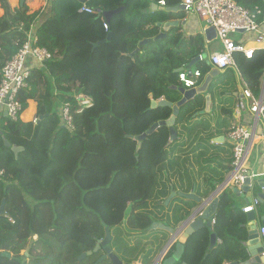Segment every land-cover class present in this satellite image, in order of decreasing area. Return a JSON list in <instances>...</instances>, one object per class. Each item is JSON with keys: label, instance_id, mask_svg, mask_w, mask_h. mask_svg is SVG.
Listing matches in <instances>:
<instances>
[{"label": "trees", "instance_id": "16d2710c", "mask_svg": "<svg viewBox=\"0 0 264 264\" xmlns=\"http://www.w3.org/2000/svg\"><path fill=\"white\" fill-rule=\"evenodd\" d=\"M233 1L250 11L258 8L261 14L256 21L264 19V0ZM160 2L164 8L180 5V0H47L43 9L29 13L26 2L12 10L8 0H0V72L38 21L37 45L53 55L30 71L27 88L18 94L22 112L28 101L35 103L38 122L0 118V206L4 202L0 264H27L20 252L34 236L37 240L29 253L33 264H112L109 259L98 262L101 249L79 260L105 238L106 229L109 247L122 264H153L170 233L150 229L152 224L176 230L196 206L195 201L178 195L166 205L171 192L196 191L195 196L205 199L229 172L230 167L220 166L211 169L208 177H200L205 171L201 163H213L220 155L210 141L230 129L231 109L224 110L225 118L220 110L224 97H230L227 93L236 89L234 75L227 82L211 83L206 93L213 109L211 121L206 114L199 116L204 98L196 96L179 108L173 125L175 140H170L167 127L147 136L139 148L129 138L170 118L171 108L149 110L151 102L165 100L174 105L180 101L173 89L181 87L178 71L205 52L203 38L183 37L180 27L169 28L165 37L153 41L161 24L184 18L162 8L145 12L150 4ZM83 3L101 13L121 11L105 31L97 16L79 12ZM108 33L110 40L99 44ZM148 39L149 44L139 47ZM234 61L242 86L258 96L264 49L254 50L251 59L236 53ZM195 69L201 71L202 81L210 71L207 65ZM76 95L90 97L92 106L78 113ZM64 104L70 105L73 131L60 123ZM33 110L30 102L22 119L27 121L24 116ZM214 118L217 123L211 128ZM11 147L21 151L15 155ZM232 197L229 190L220 195L212 229L202 227L190 235L174 264L248 260L242 244L247 238L246 215L235 207ZM211 233L217 237L212 249ZM174 249L173 245L166 258ZM34 251L41 255L33 256ZM3 252L11 257L2 256Z\"/></svg>", "mask_w": 264, "mask_h": 264}, {"label": "built area", "instance_id": "2783aa9c", "mask_svg": "<svg viewBox=\"0 0 264 264\" xmlns=\"http://www.w3.org/2000/svg\"><path fill=\"white\" fill-rule=\"evenodd\" d=\"M160 5L164 6V2H160ZM180 5L184 7L183 12L186 15H194L201 21L203 32L209 28L215 31V38L221 49L211 52L205 57L206 64L211 71H217L220 74L231 69L237 72L234 61L236 53L242 54L245 59L252 58L254 50L248 49L246 43L241 39L238 41L233 39L232 35H245L248 41H253L254 44H264V32L260 29V26L264 24V19L260 23L256 21V18L261 14L258 8L250 11L239 6L233 0H181ZM79 12L97 16L103 29L108 30L107 22L101 12L85 3L82 4ZM38 22L31 26L18 51L5 62L0 72V118L3 116L12 122L22 121V105L18 100V94L27 88L26 81L30 76V71L53 58V55L46 49L37 45L35 30L38 27ZM198 58L200 62L204 61L202 55ZM178 81L184 90L197 89L203 82L202 73L199 69L186 68L178 73ZM74 99L78 113L92 106V99L88 96L76 95ZM234 114L236 123L227 134L232 152L230 170L214 197L216 198L232 188L241 192L245 181L248 180L249 192L257 191L254 198L242 209V212L247 214L254 212L255 207L262 204L257 194L264 192V187H254V182L264 179V172H253L249 167L250 154L256 147L260 146L264 153V93L262 94L260 91V94L256 96L248 87L243 86L238 95ZM59 118L62 127L73 131L69 104H64L60 109ZM30 122L36 124L38 118L34 116ZM2 176L3 170L0 169V177ZM214 224L213 218L211 226L213 227ZM257 234L259 240L264 241V225L257 227ZM175 241L173 240V243ZM168 251L169 249L161 261L166 257Z\"/></svg>", "mask_w": 264, "mask_h": 264}, {"label": "water", "instance_id": "95a60500", "mask_svg": "<svg viewBox=\"0 0 264 264\" xmlns=\"http://www.w3.org/2000/svg\"><path fill=\"white\" fill-rule=\"evenodd\" d=\"M19 2H20L19 4L22 5L25 2V0H19ZM155 9H157V5L152 4L150 6V10H155ZM183 9H184V7L182 5H179L176 8L175 7L174 8H167L166 10L169 12H171V11L172 12H183ZM120 11H121L120 9H117L114 11L104 12V13H102V16L107 23H110L112 17L114 15L118 14ZM180 24H182V23L179 21H171V22H166L164 24H161L160 27L162 29V31H161L162 33H160L157 37H155L153 39V41H156V40L161 39L162 37H165L166 31L169 28L178 27ZM204 35L206 37V40L208 42H210L215 38V31H214V29L209 28V29L205 30ZM110 38H111V33H108L106 36V39L104 41L100 42L99 44H103V43L109 41ZM150 42H151V40H149V39L143 40L139 43V47H141L145 44H149ZM94 46H96V45H94ZM205 56L206 55H204L203 58H205ZM199 62L200 61H199L198 57L193 59L189 63V65L187 66V69H192ZM181 71L182 70H179L178 72H181ZM218 75H219V73L217 71L210 72L205 77V79L203 80L201 86L198 87L197 89L184 90L183 88L176 89L175 87H173V89L178 90V92L181 94V100L178 101L174 105H172L171 103H169L165 100L152 101L150 104L149 110H153V109H156L157 107H163V106L169 107L172 109V114H171L170 118L166 121H161V122L153 124L147 130V132H145L144 134H142L140 136L129 137V138L138 142V148H139L141 145V142L143 140H145L147 138V136L151 135L153 132H155L160 127H167L169 130V134H170V140L171 141L175 140L176 139V133L174 131L173 125H174V122H175L177 115L179 114V108L181 106H183L184 104L194 100L196 98V96L204 95L205 110L202 111L201 113L209 112L210 96L206 93H207L211 83L218 77ZM263 93H264V82H263V86H262V94ZM3 142H4L5 146L9 147V144L5 139H3ZM11 151L15 155H17V153L19 151H21V149L18 147H11ZM248 184H249V181L246 180L245 185L241 189V192H242L241 196L242 197L244 196V194H247L249 192ZM254 187H264V179H259L256 182H254ZM220 188H221V185L217 186L214 189V191L212 193H210L208 195V197L205 199H201L199 197H196L194 195V193H190L188 195H185V194L171 192V195L166 200V204H168L172 198H174L176 195H178V196H181V197L195 201L197 204V207L194 210H192V212L190 213L188 218L182 224H180V226L176 230H171V229L165 228L163 226H159L160 228H163L170 233V239L167 242L164 249L162 250V252L156 258V260L154 261L153 264H174L176 261H178L181 258L182 253H183V249H184V244L186 243V241L190 235H192L195 231H197L198 229H200L202 227H205L209 230L212 229L211 220L213 219V216L216 212V208L218 205V199H219L220 195L216 198L214 196L217 194V192L219 191ZM233 192L235 194H239L240 191L235 188V189H233ZM257 197L262 201V203H264V192L258 193ZM3 206H4V202H2V204L0 206V216H2L4 214ZM246 216H247V224H246L245 228H246L247 238H246V241L243 242L242 244L245 248H247V251H248L250 258L247 262H245L243 264H264V243H262L259 240L258 234H257V227L264 225V216L261 217L259 221L256 220L253 212L247 213ZM157 226H158L157 224H152L150 229H156ZM105 232H106L105 238L95 246L94 250L89 251L85 254H81V256L79 257V260L83 259L85 256H91L93 253H96L98 250L101 249L103 254H102L101 258L98 260V262L103 261L105 259H109L112 262V264H122L116 258V256L112 253V251L109 247L110 236H109L108 229H106ZM173 240H176L175 243H173ZM216 242H217L216 235L214 233H211L209 248L212 249L213 247H215ZM173 245H174L175 249H174V252L172 253V255L170 257H167V258L164 257L161 261V258L163 257L165 252L168 249H170ZM1 255L5 256L7 258L11 257V254H9L8 252H3ZM25 255L28 257L27 252L25 253ZM229 264H238V263H229Z\"/></svg>", "mask_w": 264, "mask_h": 264}, {"label": "crops", "instance_id": "0c3cea01", "mask_svg": "<svg viewBox=\"0 0 264 264\" xmlns=\"http://www.w3.org/2000/svg\"><path fill=\"white\" fill-rule=\"evenodd\" d=\"M18 1V2H17ZM8 2H9V5H10V7L12 8V10L13 9H15V6L17 5V3H18V5H19V0H8ZM25 2H26V5H27V8H28V10L30 11L29 13H34V12H36V11H38V10H41V9H43L44 7H45V5L47 4V0H25ZM180 3H181V0H180ZM152 4H150V6H151ZM150 6H149V10H147V11H145V12H151V11H154V10H150ZM32 7H34V9L32 10V9H30V8H32ZM160 8H162L163 10H165V11H167L166 9L167 8H164V6H162V5H160V3H159V6L157 5V9H160ZM176 8V7H175ZM157 9H155V10H157ZM167 12H169V11H167ZM171 13L172 14H178V13H182V14H184V18L181 20V21H179V22H181L182 24H180L178 27H180L181 28V33H182V35H183V37H193V36H196V35H199V36H201L202 38H203V40H204V43H205V52L202 54V56H204V55H206L205 57H207V55L208 54H210L211 52H214V51H218V50H220L221 49V46H220V44H219V42H218V40H216V38H214L212 41H210V42H208L207 40H206V37H205V35H204V32H203V25H202V23H201V21L196 17V16H194V15H191V16H189V15H186L184 12H172L171 11ZM2 14H3V12H2V10L0 9V17L2 16ZM175 21V20H174ZM171 22V21H170ZM164 24V23H163ZM260 29H261V31L262 32H264V24L263 25H261L260 26ZM160 31H162V29L160 28ZM167 32V31H166ZM160 33H162V32H160ZM166 35V34H165ZM242 40L244 43H246V47L248 48V49H253V50H257V49H264V44H254L253 43V41L251 42V41H248V38L245 36V35H241V36H239L237 39H236V41H238V40ZM200 64H203V66H205V65H207L206 64V58H204V61H202V62H199L197 65H199V66H201ZM197 65H195V67L197 66ZM202 66V67H203ZM194 68V67H193ZM230 71V72H229ZM210 72H212L211 70L209 71V73ZM208 73V74H209ZM233 75L235 76V79H236V81H237V84H236V89H234V90H232L230 93H227V94H229L230 95V97H224V105H222V109L220 110V112H222V114H221V116L222 117H224V115H223V113H224V110L225 109H231L230 111L228 110V116L230 117V119H231V121H230V129H231V127L236 123V119H235V114H234V109H235V106H236V103H237V100H238V95H239V93H240V90H241V88L243 87L242 86V82H241V78H240V75H239V73L238 72H231V70H227V71H225V72H223V73H220L219 75H218V77L215 79L216 81L217 80H220V81H222V82H227L226 80H229L228 78H233ZM205 79V78H204ZM263 82H264V77L261 79V91H262V86H263ZM179 88H181V87H179ZM176 89H178V88H176ZM175 89V90H176ZM178 91V90H177ZM179 93V92H178ZM180 94V93H179ZM226 94V95H227ZM203 98H204V95H201ZM217 99H219V96H216V100L215 101H218ZM180 100H181V94H180ZM30 102H32L33 103V106H34V110H33V113L32 114H27V116H24L25 118L24 119H26L27 121H25V120H23L22 119V121L25 123V122H30L31 121V119L35 116V103L33 102V101H28L27 102V109L23 112V114L25 115L26 114V111L28 110V108H29V103ZM223 102V101H222ZM203 111L205 110V100H204V104H203ZM219 112V111H218ZM212 113H213V109H212V104H211V101H210V108H209V112H206V113H199V116L200 115H204V114H206V116H207V120L208 121H211V119H212ZM23 114H22V116H23ZM198 115H194L193 116V118L194 117H197ZM225 118V117H224ZM195 122H197V121H195ZM217 123V119L216 118H214V120H213V122H211L210 123V125H211V128H213L214 127V125ZM230 129H229V131H230ZM228 131V132H229ZM228 134V133H227ZM227 134L224 136V135H221V136H216L215 138H213L211 141H210V146H214L216 149H217V151H219L220 152V155H217L216 157H215V159H217L216 161H214L213 163H209V162H203V163H201V164H203V167L205 168V171L204 172H202V174H201V179L202 178H204V176H206V177H208L206 174L207 173H209L210 172V170L212 169H217L218 167H220V166H224V168H229L230 167V160H231V158H232V152H231V146H230V144L228 143V140H227ZM219 156H220V159L218 160V158H219ZM221 161V162H220ZM249 167H250V169L253 171V172H264V153H263V150H262V148L260 147V146H258V147H256L255 148V150H253L252 152H251V154H250V157H249ZM198 166H195V169H194V172H197L198 171ZM218 170V169H217ZM228 173L229 172H227V173H225V175H224V180H225V178L227 177V175H228ZM223 180V181H224ZM222 181V182H223ZM221 182V183H222ZM217 186H220V184L219 185H217ZM202 187V189L200 190L201 192H203L204 191V186L202 185L201 186ZM233 189H235V188H232V189H229V191L232 193V195H233V201H234V203H235V207L236 208H239L240 209V211L242 212V209L254 198V196L256 195V191H254V192H248L247 194H244V196L242 197L241 196V193L242 192H239V194H235L234 192H233ZM213 191L211 190V191H209L208 193L210 194V193H212ZM191 193H195L194 195H196V191H192ZM197 197V196H196ZM171 201V200H170ZM169 201V202H170ZM169 204V203H168ZM197 207V204H196V206L192 209V210H194L195 208ZM192 210H191V212H192ZM243 213V212H242ZM254 216H255V218H256V220L257 221H259L260 220V218L261 217H263L264 216V203H262V204H260V205H258V206H256L255 207V210H254ZM245 214V213H244ZM246 215V214H245ZM187 219V218H186ZM185 219V220H186ZM184 220V221H185ZM183 221V222H184ZM182 222V223H183ZM181 223V224H182ZM246 224H247V216H246V221H245V224H244V226H243V228H244V231H245V233H246V228H245V226H246ZM158 226H157V228L156 229H163V228H160L159 226H162V225H159V224H157ZM164 227V226H163ZM153 230H155V229H153ZM247 234V233H246ZM167 238H168V235H167ZM169 239H170V237H169ZM246 241V239H244V241L243 242H245ZM262 243H264V241H262ZM166 246V245H165ZM163 249H164V247H163ZM244 249H245V251H246V253H247V255H248V260H249V254H248V251H247V248H245L244 247ZM158 254H160V253H158ZM247 260V261H248ZM246 261V262H247ZM139 262V261H138ZM138 262H137V264H138ZM233 263H237V262H233ZM245 263V262H244ZM225 264H227V263H225ZM229 264V263H228ZM238 264H243V263H238Z\"/></svg>", "mask_w": 264, "mask_h": 264}, {"label": "rangeland", "instance_id": "374dc122", "mask_svg": "<svg viewBox=\"0 0 264 264\" xmlns=\"http://www.w3.org/2000/svg\"><path fill=\"white\" fill-rule=\"evenodd\" d=\"M18 2V1H17ZM18 6V3H17V5L15 6V8ZM30 9H34V7H32V8H30ZM28 12H30L29 10H28ZM239 36H241V34H234V35H232L231 37L233 38V39H237ZM201 65V67L203 66V64H200ZM196 67L194 66V68H192V70H194ZM167 205V204H166ZM36 240H37V237L36 236H34V237H31V239L28 241V247L25 249V250H23V251H21L20 252V256H22V257H25V263H27V264H33L32 263V261L31 260H33L32 258H30V255H29V253L31 252V246H32V244L34 243V242H36ZM28 253V257L25 255V253ZM32 255L33 256H35V255H41L40 253H39V251H34L33 253H32Z\"/></svg>", "mask_w": 264, "mask_h": 264}, {"label": "clouds", "instance_id": "9594fccd", "mask_svg": "<svg viewBox=\"0 0 264 264\" xmlns=\"http://www.w3.org/2000/svg\"><path fill=\"white\" fill-rule=\"evenodd\" d=\"M182 88V87H181ZM24 112V111H23ZM36 115V114H35ZM23 122V121H22ZM25 123H27V122H25Z\"/></svg>", "mask_w": 264, "mask_h": 264}]
</instances>
